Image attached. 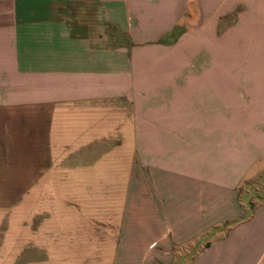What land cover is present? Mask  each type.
<instances>
[{"label":"crops","instance_id":"1","mask_svg":"<svg viewBox=\"0 0 264 264\" xmlns=\"http://www.w3.org/2000/svg\"><path fill=\"white\" fill-rule=\"evenodd\" d=\"M115 152L116 237L113 194L74 188L0 264H264V0H0V210L112 184L48 174Z\"/></svg>","mask_w":264,"mask_h":264},{"label":"rangeland","instance_id":"2","mask_svg":"<svg viewBox=\"0 0 264 264\" xmlns=\"http://www.w3.org/2000/svg\"><path fill=\"white\" fill-rule=\"evenodd\" d=\"M85 23H89L88 21ZM97 26H98V31L100 32V26H101V21L99 18H97ZM112 32L115 34H118L117 29L112 28ZM120 141L115 138L114 144H118ZM122 154L115 152L114 153V158L120 161H116L113 165V167H107L105 168L103 166V163L101 162V156H99V161H98V168L97 169H76L72 168L71 165H73V162L69 163H61L58 161L56 165L53 167V169L49 172L48 177L51 179H66V178H90V177H97L98 179H112V184H99L95 186H89V185H64V184H50V185H42L39 184L35 186L33 192L34 193H42V192H50L54 194L53 199L50 201H42V200H37V201H28V200H21L15 203L14 206L5 208L4 210H0V255L8 258L9 257V249H2L1 247L3 246H8L9 241L11 240L12 237V230L13 227L16 226V224H26L27 219L29 220L30 217H20L17 218V213L22 212V211H28L31 209H49L51 210H57L61 207H63L64 203L63 200H59L60 196L64 194L66 191L73 192L74 188L76 191L78 189H83L82 191H89L90 187L94 188L92 190L93 192L97 193H111L113 194V215L115 218L114 221V233L113 236H117V229H116V220L117 217L120 215V208H121V195L124 192L125 188V182L127 180V177L129 174L131 175L132 169H129L128 167H125L128 165V163H123L121 162V157ZM88 189V190H87ZM244 192L245 193H250L253 195H257L258 197H264V176L262 178H253L247 182V185H245ZM254 202L258 201L259 198H253ZM71 205H74V201H69ZM40 219V217H39ZM53 216L51 214L50 220L52 222ZM22 220V221H21ZM41 220H39L40 224Z\"/></svg>","mask_w":264,"mask_h":264}]
</instances>
